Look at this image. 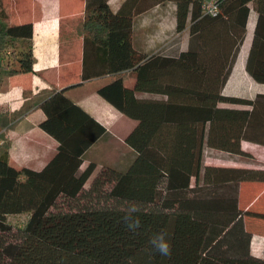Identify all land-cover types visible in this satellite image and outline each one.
Returning <instances> with one entry per match:
<instances>
[{"label":"trees","instance_id":"1","mask_svg":"<svg viewBox=\"0 0 264 264\" xmlns=\"http://www.w3.org/2000/svg\"><path fill=\"white\" fill-rule=\"evenodd\" d=\"M216 4L210 15L201 0H122L115 10L109 0H84L80 80L104 79L97 94L136 121L125 138L134 157L124 170L81 167L107 130L66 94L76 85L24 90L15 111L0 105V264H264L251 250L252 233H264V210L253 208L264 188L240 203L244 186L252 194L264 186V167L205 162L222 151L252 163L241 142L264 146V93H223L251 13L244 66L264 84V0ZM165 15L184 47L146 46L140 21ZM34 62L33 24L12 23L0 0V91L5 80L33 73ZM35 110L56 150L39 169L15 167L4 130ZM132 204L140 208L134 230L124 220ZM19 214L27 215L22 225L8 220ZM160 231L168 233L169 256L150 244Z\"/></svg>","mask_w":264,"mask_h":264},{"label":"crops","instance_id":"2","mask_svg":"<svg viewBox=\"0 0 264 264\" xmlns=\"http://www.w3.org/2000/svg\"><path fill=\"white\" fill-rule=\"evenodd\" d=\"M4 1L10 2V6L12 9L14 8L18 19L17 23L31 22L33 24V54L35 62L33 65V73L13 76L5 80L4 88L0 91V105L7 106L11 111H15L22 105L24 90H31L32 93H37L42 89H62L76 85L68 89L66 94L94 119L105 126L107 130L85 152L84 162L81 167H85L88 162L101 163L102 160H98L100 144L112 139L125 144V138L135 126L136 121H128V117L119 113L111 104L97 94L96 87L102 84L104 79H95L88 82H82L80 80L82 64L81 36L77 35L76 40H73L71 34L70 37L66 38L65 43L62 42L64 32L69 29L66 26L67 21L75 15L76 2L79 4L78 7H84V0ZM121 1L109 0L110 8L115 10ZM112 3L116 5L115 9L111 7ZM10 12V14L13 13L12 11ZM249 19L252 29L255 14L254 17H250ZM140 22L142 23L138 25V31L145 33L149 22L145 18ZM157 26L158 23L154 22L152 28L154 32L157 31ZM250 37L251 31L249 37L246 38L248 39V43L244 48L242 58H239L240 50L225 84L226 86L228 85L229 92L226 95H232V88L231 85L229 87V83L247 82L250 78L244 66ZM42 118V112L35 110L19 120L14 126L4 130L5 138L9 144L8 152L10 162L15 167L28 166L33 169H39L56 150V140L36 126L37 121ZM245 144H258L247 141L241 142L242 149L253 155L252 151L244 146ZM129 150L130 155L134 156V151ZM262 236H264V233H252L251 250L253 254L259 257H264V253L261 252L264 250H254L253 241L260 240ZM261 241L264 240L261 239L260 243Z\"/></svg>","mask_w":264,"mask_h":264},{"label":"rangeland","instance_id":"3","mask_svg":"<svg viewBox=\"0 0 264 264\" xmlns=\"http://www.w3.org/2000/svg\"><path fill=\"white\" fill-rule=\"evenodd\" d=\"M78 1V0H77ZM2 2L8 7V11L9 14L11 13L10 11H12V14H10V18H11V22L12 23H17V15L15 13L14 8L12 9V7L10 6V2H5L4 0H2ZM79 4L76 2V9H75V15L69 20L67 21V29L66 32H64L62 38H63V43L66 42V38L70 37V35L72 34V39L76 40L77 38V25L79 23V21L82 19L83 17V7H78ZM116 5H114V3H112L111 7L113 9H115ZM11 8V9H10ZM82 12V13H81ZM250 17H254V14L251 13ZM252 19V18H251ZM148 28L146 30V32L144 33V37H145V42H147L148 47L152 48L153 45L155 46L157 44V46L160 45H169L171 43H178L179 45L181 44L182 47L185 46V38L181 39L179 41H177V36H175L172 32L171 29V24H170V17L168 15H165L164 17L160 18V20L158 21V28L157 31L154 32V30H152L154 23L151 22V24H148ZM248 36L250 35V31H251V22L249 19V24H248ZM137 39L139 40V38H142V35L137 34L136 35ZM248 43V39L245 40V43L243 44V46L241 47V53L239 55V58H242V54L244 52V48L246 47ZM231 85V94L235 95V96H241V97H245V98H254L256 94L258 93H264V84L262 83H257L254 82L252 79H248L247 82H237L232 84L229 83V87ZM223 93L224 94H229L228 92V85L224 86L223 88ZM223 105H229V104H223ZM128 121H133L129 118H127ZM247 149H250L254 155L253 158V162L249 163L247 162V160L245 158H230L229 154L222 152V151H213L211 152V154L206 156L205 162L207 164L210 165H219V166H233V167H253V168H262L264 167V146L262 145H250V144H245L244 145ZM131 149L126 143L123 144L118 140L112 139L109 140L107 142H103L100 144V149L98 150V160H102L101 163H96L98 164V168H100L99 165H109L112 166L114 168H121L119 170H124L126 169L129 164L131 163V161L133 160L134 156L130 155V150ZM132 150V149H131ZM133 151V150H132ZM134 153V152H133ZM237 159V161L235 160ZM89 163V162H88ZM87 165V164H86ZM245 185L248 184H256V187H259L258 185H261V183H257V182H244ZM262 188H264V186L261 185V187H259L258 189H255V193L252 194V190L249 189V187L247 189H245V186L241 189L242 190V196H241V200L240 203L243 205L244 201L246 199H250L251 196H255L256 192L261 190ZM258 199V198H257ZM256 199V201H257ZM256 210H264V195H262L261 199H259L256 204L253 207ZM27 215L26 214H19V215H9L8 216V220L15 225H22L23 222L26 220ZM247 221H259V219L256 218H248ZM252 227H256L254 224L251 225ZM256 238V237H255ZM262 240H264V236L260 237ZM257 239V238H256ZM260 239V240H261ZM260 240H256L253 241V249L256 251H261L264 250V241ZM262 253H264V251H261Z\"/></svg>","mask_w":264,"mask_h":264},{"label":"clouds","instance_id":"4","mask_svg":"<svg viewBox=\"0 0 264 264\" xmlns=\"http://www.w3.org/2000/svg\"><path fill=\"white\" fill-rule=\"evenodd\" d=\"M139 211L140 208L136 204H132L127 209V214L125 215L124 220L129 229L134 230L139 227V220L133 217V214ZM150 244L153 250L162 256H169L171 254V243L166 231L155 233L150 240Z\"/></svg>","mask_w":264,"mask_h":264},{"label":"built area","instance_id":"5","mask_svg":"<svg viewBox=\"0 0 264 264\" xmlns=\"http://www.w3.org/2000/svg\"><path fill=\"white\" fill-rule=\"evenodd\" d=\"M202 1V9L205 13L210 15H216L218 12V6L216 4L217 0H201Z\"/></svg>","mask_w":264,"mask_h":264}]
</instances>
